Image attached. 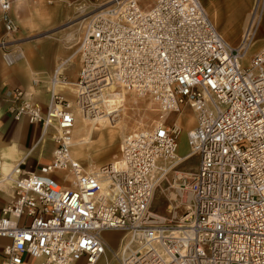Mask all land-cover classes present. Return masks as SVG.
I'll use <instances>...</instances> for the list:
<instances>
[{
    "label": "built area",
    "instance_id": "built-area-1",
    "mask_svg": "<svg viewBox=\"0 0 264 264\" xmlns=\"http://www.w3.org/2000/svg\"><path fill=\"white\" fill-rule=\"evenodd\" d=\"M16 1L24 0H0L6 64L15 59L6 37L17 29ZM64 3L74 17L37 36L75 26V80L60 71L65 59L43 79V110L18 87L6 95L8 115L39 124L53 148L35 170L19 160L3 173L0 162V182L12 189L0 208V264H106V253L117 264H264V45L244 60L264 0H253L233 44L199 0ZM109 86L148 97L157 119L121 139L118 160L87 170L70 151L75 114L90 113L86 98ZM184 110L192 123L179 157ZM189 156L194 167L182 169ZM158 188L163 214L149 210ZM114 231L121 235L111 249L102 234Z\"/></svg>",
    "mask_w": 264,
    "mask_h": 264
},
{
    "label": "crops",
    "instance_id": "crops-1",
    "mask_svg": "<svg viewBox=\"0 0 264 264\" xmlns=\"http://www.w3.org/2000/svg\"><path fill=\"white\" fill-rule=\"evenodd\" d=\"M200 1L207 7L208 17L227 42L229 41L227 35L229 36L230 32L235 31L239 37L240 32L245 28L249 20V13L253 5V0ZM68 8L64 0H52L50 4H47L45 0L16 1L10 8L9 13L17 25L16 31L6 37L8 40L6 50L14 55L15 58L12 63L6 64L2 60V49H0V162L1 172L3 173L9 171L19 160H21L20 167L23 170L31 171L35 170L39 164L47 162L50 158L53 148L52 141L48 136L40 133L39 124H30L24 117L15 120L8 115L6 112L8 106L6 95L12 88L18 87L28 92L31 100L43 110L48 96L47 85L43 79L53 71L57 64L65 59L67 61L63 64L60 71L69 81L75 80L78 62L75 55H69V49L51 37L26 36L30 35L29 33L56 29L70 18V10ZM263 11L264 8L262 13ZM262 13L256 27L255 39L263 38V41L253 52L264 45V18ZM2 37L3 31L0 25V38ZM234 41L237 42L236 40ZM32 78L42 80L36 86H33L30 82ZM61 91L67 100L71 101L73 99L71 93L65 89ZM105 105L103 103L102 106L105 108ZM105 111V117L97 121H86L81 116L84 125L82 132L77 130L78 125L75 122L73 127V131L75 130V143H71L73 144L74 152L79 151L78 154L81 155L83 150L82 142L94 132L107 133L109 137H112L113 133L106 129V125L113 124L110 121L113 111H110V114L106 108ZM77 113L81 114L80 111H76L75 120ZM118 125L119 121L117 126H115L117 132H122V127ZM11 196L12 189L10 184L0 182V208L11 199ZM6 242V239L0 238V252ZM28 259L25 257L24 260L28 261Z\"/></svg>",
    "mask_w": 264,
    "mask_h": 264
},
{
    "label": "rangeland",
    "instance_id": "rangeland-1",
    "mask_svg": "<svg viewBox=\"0 0 264 264\" xmlns=\"http://www.w3.org/2000/svg\"><path fill=\"white\" fill-rule=\"evenodd\" d=\"M150 1L151 0H139L140 3L144 2L145 4L149 3ZM199 2L201 3L204 10L208 14V10L205 4L202 3L200 0ZM68 9L70 10V18L74 17L75 14L73 10L70 7ZM262 16L264 18V11L262 13ZM75 29H76L75 26L63 27L54 33H49L50 34L49 37L60 42L64 47L69 49L70 50L69 55H71V53L75 51L77 47V39L79 36V33L76 32ZM67 32H72L73 34L72 39L68 41H66L64 38V34ZM40 33L41 32L29 33L30 35H26V36L35 37ZM238 38H239L238 33H236L235 31L230 32L229 36L227 35V39L231 42V44L235 42L234 40L237 41ZM262 41H263V38H257L250 44L244 56L245 61L249 58L253 50L258 45H260ZM71 89H73V87H71ZM106 89L108 90L106 96H105V90H103L101 96L96 99L102 100L101 103L106 104L105 108L108 110V113L110 111L111 112L113 111L112 114H118L117 116L115 117L113 116V117H114L115 122L117 120L119 121L118 126L122 127V132H116L112 137H109L107 133L100 134V133L94 132L93 134H90L89 138L86 139L84 142H82L83 150L81 152V155H79L78 154L79 151L74 152L73 150V144L75 143V135H74L75 130L73 131V134H72L73 144L70 149L71 155L76 160H78V162L87 170H97L98 167L101 165L108 164L109 162H114L118 160L119 154H120L121 139L125 135L130 134L139 128L147 127L151 125L157 119L156 105L148 97H138L132 92L125 91L124 89H121V88L116 87L115 89H113L112 86H109ZM75 122L78 125L77 130L79 132H82V128L84 125L82 123L80 113H77ZM179 122L182 125V130L177 137L176 154L182 155L187 150L185 130L188 129L192 123L191 115L188 110L183 111V113L181 114V117H179ZM195 162H196L195 156H189L184 162L181 163L180 167L182 169H190L194 167ZM55 175L59 177L64 176V174L61 172L56 173ZM164 206H165V200L163 198L162 191L158 188L154 191V194L152 196V199L149 205V210L152 212L163 214ZM120 235H121V232L119 231L103 232L102 237L109 244L111 249H115L117 245V240ZM105 256H106L105 257L106 264H117V262L113 259L110 253H106ZM81 261L82 260L80 259L77 264H81ZM25 264H30V260L28 259V261H25ZM95 264H105V259L101 257L100 259H98V261Z\"/></svg>",
    "mask_w": 264,
    "mask_h": 264
},
{
    "label": "bare ground",
    "instance_id": "bare-ground-1",
    "mask_svg": "<svg viewBox=\"0 0 264 264\" xmlns=\"http://www.w3.org/2000/svg\"><path fill=\"white\" fill-rule=\"evenodd\" d=\"M72 32H67V33H65L64 34V38H65V40L66 41H68V40H70V39H72ZM74 37V36H73ZM75 51H73V53H74ZM71 54L70 56H72V55H74V54ZM69 56V57H70ZM105 90V96H106V94H107V92H108V90L105 88L104 89ZM103 92V91H102ZM102 92L99 94V95H97L96 97H89V98H86L87 99V101H91V104H92V110L90 111V113H87V112H85V111H83V112H81V116H82V119L83 120H86V121H97V120H99V119H102L103 117H105V113H106V111H105V108L102 106L103 104L101 103V101L102 100H97L96 98H98V97H100L101 96V94H102ZM108 96V95H107ZM118 114H111V116H117ZM110 116V117H111ZM179 117H181V115H179L177 118H176V120H179ZM110 121H112V123H114V124H112V125H106V129H108L109 131H111L113 134H112V136L117 132V130H116V128L114 127V126H116L117 125V122L118 121H116L115 122V120H114V118H111V120ZM74 123H75V118H74ZM110 123V122H109ZM75 125V124H74ZM74 125H73V127H74ZM114 125V126H113ZM74 129V128H73ZM73 129H72V133H73ZM71 142L73 143V141H72V138H71ZM182 155H179V157H181ZM184 159V158H183ZM98 172H101V168H99L98 170H97ZM106 257V256H105Z\"/></svg>",
    "mask_w": 264,
    "mask_h": 264
}]
</instances>
